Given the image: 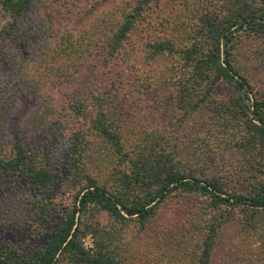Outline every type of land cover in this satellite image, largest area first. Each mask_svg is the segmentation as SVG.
<instances>
[{
	"label": "trees",
	"instance_id": "16d2710c",
	"mask_svg": "<svg viewBox=\"0 0 264 264\" xmlns=\"http://www.w3.org/2000/svg\"><path fill=\"white\" fill-rule=\"evenodd\" d=\"M171 1L0 0V264H264V0ZM19 90L66 133L7 137Z\"/></svg>",
	"mask_w": 264,
	"mask_h": 264
},
{
	"label": "rangeland",
	"instance_id": "374dc122",
	"mask_svg": "<svg viewBox=\"0 0 264 264\" xmlns=\"http://www.w3.org/2000/svg\"><path fill=\"white\" fill-rule=\"evenodd\" d=\"M167 1H170V0H167ZM174 1L178 2V0H172L171 1L172 6H175L173 5ZM44 6L47 7L48 5L46 4ZM85 8H88V6H85ZM48 10L43 8L37 14H35V12L32 10L31 12L28 13V15H25L23 19V24L28 25L30 30L34 31L35 35L41 36V38H43L46 34L47 35L51 34L46 29V26L40 23V21L43 22V20L48 19V14H47ZM81 11H82V14L77 15L75 17L78 19L76 21L78 28H80V26L82 25H85V26L91 25L94 19V16H87V13L84 12L85 11L84 6L81 8ZM54 28L56 29L58 28V26L55 24ZM86 28L88 27L86 26ZM32 46L33 45L31 44L30 47ZM32 49L35 50L36 46H33ZM8 69H7V66L0 65V75H3V77L6 78L3 80V85H5V88L7 89V91L10 89L11 85L15 83V80H16V77L14 79L11 77V79L7 80ZM9 71H12V68L9 69ZM46 89L50 91L51 93L50 95H52L55 100H59L60 106L57 107L58 109H60L62 105H66L68 101V95L64 94L63 89L60 90L59 86H50V85H47ZM225 90H226V87L223 89V91ZM14 98H15L14 105L11 108V111H10L11 114L9 115V119L7 122L8 123L7 130H6L7 137L11 136L12 130L15 127L21 128V126L28 128V130L30 131V133L28 132L29 136L33 134L38 135L39 139L43 141L46 139L45 138L46 136L50 137V136L56 135V137H59V134L66 133V131H64L63 128L60 127L59 123L57 126L55 125L48 126V124H45V123L38 124L39 126L27 124V121H29L31 119L30 117L33 116V112H34L35 105H36V100L34 96H32L28 91H25V90H19ZM61 111L64 112V110H61ZM71 133L72 132H68V135H70ZM68 135L63 136L66 139L67 143H68V139H67ZM52 140L55 141V139H52ZM60 143L63 144L62 142L59 141V144ZM21 195L23 194L18 193V195L15 198H13V201L16 203L18 196H21ZM3 197H6V196L3 194ZM10 199L12 200V197ZM57 202L60 203V208H62V210L64 211V207H68L71 202V195L68 192L65 193L64 189H59V193L57 195ZM26 234L27 232L25 231L22 232V231H17L13 228H9L7 232L0 231V239L8 241L11 244H23V243H26L27 241ZM154 244H155V237H154L153 231L151 232L149 231L144 237L137 240V242L135 243V250H136L137 258H138L137 261L141 260L142 262L145 259L148 250L150 252V247L152 245L154 246ZM256 254L257 253H253L251 255V258H256ZM150 255L148 259L152 258Z\"/></svg>",
	"mask_w": 264,
	"mask_h": 264
}]
</instances>
